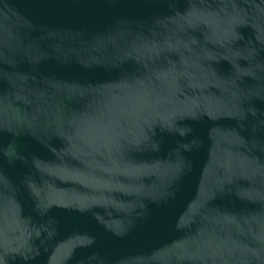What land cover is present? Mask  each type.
<instances>
[{
	"label": "water",
	"instance_id": "water-1",
	"mask_svg": "<svg viewBox=\"0 0 264 264\" xmlns=\"http://www.w3.org/2000/svg\"><path fill=\"white\" fill-rule=\"evenodd\" d=\"M0 264H264V0H0Z\"/></svg>",
	"mask_w": 264,
	"mask_h": 264
}]
</instances>
